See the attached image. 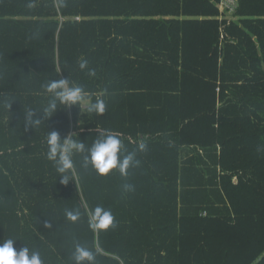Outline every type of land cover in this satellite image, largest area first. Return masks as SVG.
Wrapping results in <instances>:
<instances>
[{"label": "trees", "instance_id": "obj_1", "mask_svg": "<svg viewBox=\"0 0 264 264\" xmlns=\"http://www.w3.org/2000/svg\"><path fill=\"white\" fill-rule=\"evenodd\" d=\"M62 78L106 112L61 105L27 126L25 112L48 103L42 85ZM49 129L87 146L112 131L126 152L147 148L127 178L98 175L77 154L65 185L46 158ZM97 205L115 228H89ZM9 238L43 264H74L77 242L96 264H264V0H240L228 18L220 0H0V242Z\"/></svg>", "mask_w": 264, "mask_h": 264}, {"label": "clouds", "instance_id": "obj_2", "mask_svg": "<svg viewBox=\"0 0 264 264\" xmlns=\"http://www.w3.org/2000/svg\"><path fill=\"white\" fill-rule=\"evenodd\" d=\"M31 7V3L28 5ZM79 68L86 71V74L94 77L96 72L88 67L87 59L79 60ZM44 91L48 94V103L42 109L29 108L26 112V125L36 129L42 121L51 118L61 105L64 108L71 106L87 105L88 112L103 115L106 112V102L102 97H97L94 102H89L88 94L83 86L72 83L69 78L53 79L42 85ZM11 107V105H9ZM43 113V118L37 115ZM48 151L46 158L53 162L56 171L62 177L61 183L68 184L70 180H75V162L74 156L83 155L84 165L91 166L98 175H108L114 170L118 171L122 177L129 176V170L140 166L138 152H143L147 144L140 142L132 151H125L124 142L112 131L100 133L98 138L91 146H87L81 139H72V135L61 138L56 130H50L47 134ZM76 182V181H75ZM122 190L132 192L135 186L130 183L122 185ZM67 220L77 222L82 212L79 208L65 211ZM116 218L111 209L103 205H97L94 209L88 211V225L93 231L108 230L117 226ZM45 227H51L46 224ZM17 240L6 239L0 242V264H43L39 251L30 250L27 246L17 250L14 247ZM97 253L88 247L76 243L72 252L74 264H96Z\"/></svg>", "mask_w": 264, "mask_h": 264}, {"label": "built area", "instance_id": "obj_3", "mask_svg": "<svg viewBox=\"0 0 264 264\" xmlns=\"http://www.w3.org/2000/svg\"><path fill=\"white\" fill-rule=\"evenodd\" d=\"M240 0H220L221 18L233 16L239 8Z\"/></svg>", "mask_w": 264, "mask_h": 264}]
</instances>
